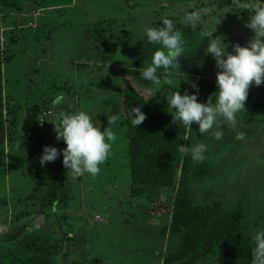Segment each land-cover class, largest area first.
<instances>
[{"label": "rangeland", "instance_id": "rangeland-1", "mask_svg": "<svg viewBox=\"0 0 264 264\" xmlns=\"http://www.w3.org/2000/svg\"><path fill=\"white\" fill-rule=\"evenodd\" d=\"M244 3L264 0L239 5L226 0H0V115L7 121L6 141L0 146L5 151L0 154V243L27 230L61 241L57 264H165L172 247L163 230L169 232L171 216L145 212L155 197L173 206L175 192L132 184L123 104L131 87L150 99L165 85L149 97L151 82L140 79V70L158 47L141 39L142 29L146 24L162 26L164 17L173 19L185 36L187 52L179 58V71L169 77L172 84L195 88L201 80L214 81L216 93L218 69L206 55V35L216 30L213 37H220L232 54L235 45L248 46L254 33L245 25L254 13L243 9ZM201 8L209 9L203 26H185V13ZM249 93L253 106L264 95V84L253 82ZM59 95L68 96L77 112H88L101 131L109 127L108 115L118 114L119 120L100 173L73 177L64 167L57 191L47 197L55 162L42 166L40 157L45 146L60 150L65 144L57 140L55 113L69 107L53 104ZM209 97L198 101L207 103ZM247 110L245 102L237 125L223 126L221 140L207 134L201 141L210 157L191 177L194 204L218 201L226 210L243 205L249 226L232 237L253 248L249 234L264 228V115L248 121ZM31 112L38 113V133L22 128ZM168 128L184 132L186 138L199 132L195 123L190 130L174 121ZM72 180L69 196L59 199ZM197 264L244 263L212 254Z\"/></svg>", "mask_w": 264, "mask_h": 264}, {"label": "trees", "instance_id": "trees-1", "mask_svg": "<svg viewBox=\"0 0 264 264\" xmlns=\"http://www.w3.org/2000/svg\"><path fill=\"white\" fill-rule=\"evenodd\" d=\"M226 1L233 3V0ZM6 3L19 7L16 2ZM3 60V50L0 46V64ZM6 60L10 62V59ZM197 87L198 99L207 98L216 91L214 81L201 80ZM176 91L191 95L197 88L165 84L155 96L146 99L139 90L131 87L124 92L123 102L128 127L132 184L138 188L141 186L173 188L175 192L173 206L168 201L155 197L145 212L146 215L153 217H160L163 214L171 216L169 232L163 230V234H168V241L172 247L165 258V264H197L200 259L212 254L252 264L251 245L244 239L232 237L249 226V212L243 205L239 204L233 210H226L218 201L199 205L193 202L191 172L203 164L210 154L205 153L207 159L201 163L193 161L190 153L182 156L178 149L181 145L191 148L201 143L207 138V134L191 132L186 138L184 132L168 128L174 119L171 114L173 110L168 107L167 97ZM64 98L62 103L68 105V112H77L69 97ZM250 100L251 96L248 93L246 100L248 110L244 115L248 121L264 115V95L253 106L249 105ZM3 107L4 100L0 96V108ZM134 107H140L147 116L138 127L132 126L128 117V113ZM6 123L4 115H0V146L6 141ZM22 128L29 134L38 133L40 130L38 113L31 112ZM65 147L66 144H63L60 150ZM0 154L4 155L5 151H0ZM63 169L61 153L52 170L47 197L57 191ZM74 181L76 180L63 187L59 199L69 196ZM61 250V241H53L47 234L24 230L11 241L0 243V264H57V255Z\"/></svg>", "mask_w": 264, "mask_h": 264}, {"label": "clouds", "instance_id": "clouds-1", "mask_svg": "<svg viewBox=\"0 0 264 264\" xmlns=\"http://www.w3.org/2000/svg\"><path fill=\"white\" fill-rule=\"evenodd\" d=\"M240 4V0H233ZM243 9H250L254 14L249 17L245 25L254 33V38L248 46H234V54L228 52L226 45L220 37H213L216 31H208L206 37L210 38L206 55H211L216 61L218 69L216 84L218 91L210 96L207 103L198 101L197 91L191 95L180 91L171 93L167 97V103L174 122H178L186 130L192 129L193 123L198 125L201 135L210 134L216 140L223 138V126L237 125V114L245 109L249 88L253 84H264V4L244 3ZM209 14V9L201 8L185 13L183 23L191 26L193 30L198 25L203 26L204 17ZM162 26L154 27L152 24L144 25L142 40L147 44L158 46L151 55V61L140 70V79L150 81L151 87L147 89V95L152 97L162 84L171 85L169 78L179 71V58L187 52L185 36L176 27L173 19L164 17ZM64 96L59 95L53 101L54 105H60ZM131 125L138 127L147 118L140 107H134L128 113ZM58 122L55 128L57 140H62L66 147L58 150L56 147L45 146L40 157L41 165L55 162L63 155V165L69 169L73 177L84 174L96 176L100 173V166L109 158L111 143L116 139L112 127L117 125L118 114L108 115V125L101 131L100 123L86 111L55 113ZM180 154L190 153L193 161L203 162L207 159L205 153L208 146L205 143H197L191 148L181 145ZM253 243L252 264H264V228H260L249 234Z\"/></svg>", "mask_w": 264, "mask_h": 264}]
</instances>
